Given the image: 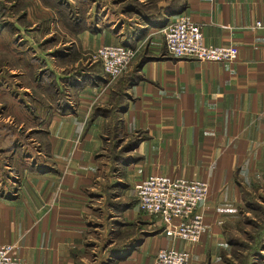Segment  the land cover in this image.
I'll return each instance as SVG.
<instances>
[{
	"label": "crops",
	"instance_id": "0c3cea01",
	"mask_svg": "<svg viewBox=\"0 0 264 264\" xmlns=\"http://www.w3.org/2000/svg\"><path fill=\"white\" fill-rule=\"evenodd\" d=\"M22 1L23 22L39 25L40 42L53 44L37 71L51 69L55 78H40V121L21 117L13 135L0 125V244L15 243L27 264H93L99 257L102 264H153L160 247L189 249V264H227L231 236L258 209L251 203L264 202V0H150L149 6L138 0L140 7L49 0L69 7L78 22L74 31L48 0ZM181 13L201 26L207 44L237 46V59L170 55L163 29ZM15 34L11 46L20 48ZM110 44L137 49L130 71L137 78L117 88L103 69L95 74L81 63ZM14 80L23 82L7 119L22 115V106L32 104L21 99L36 94L32 78ZM120 92L117 131L127 138L112 159L111 115L99 111L113 109L111 96ZM24 126L37 133L21 139ZM151 175L209 182L208 198L198 206L205 222L198 241L167 235L161 221L141 209L135 186ZM259 250L264 257V242Z\"/></svg>",
	"mask_w": 264,
	"mask_h": 264
},
{
	"label": "built area",
	"instance_id": "2783aa9c",
	"mask_svg": "<svg viewBox=\"0 0 264 264\" xmlns=\"http://www.w3.org/2000/svg\"><path fill=\"white\" fill-rule=\"evenodd\" d=\"M256 26H261L257 22ZM167 52L175 57H192L201 61H233L238 57L234 45L207 44L201 26L189 14L181 13L163 29ZM137 49L124 45H103L96 51L109 82L131 65ZM138 203L148 215L163 224L167 235L189 242L200 239L205 227L204 215L198 209L209 195V182L168 175H151L136 184ZM15 243L0 244V264H27L15 250ZM191 251L176 247H160L153 264H189Z\"/></svg>",
	"mask_w": 264,
	"mask_h": 264
},
{
	"label": "rangeland",
	"instance_id": "374dc122",
	"mask_svg": "<svg viewBox=\"0 0 264 264\" xmlns=\"http://www.w3.org/2000/svg\"><path fill=\"white\" fill-rule=\"evenodd\" d=\"M119 2L121 1H125V4H138V6L140 7L139 1L138 0H117ZM2 2V7H0V13L4 11V14L0 16V25H5L4 24L6 21H10L12 15H11V11H13V7L12 5H10L7 0H2L0 1ZM18 2V0H17ZM150 0H148L145 5L149 6L150 4ZM18 8L23 6V4L21 2H18ZM17 8V9H18ZM26 14V12L24 13ZM25 16V15H24ZM53 16L52 15H48V17ZM34 21H41V23H43L42 21L44 20L42 18V20L39 19V17H35V19H33ZM31 22H25L23 25L27 27L28 30L23 29L24 26H21V28L15 27V31H12L10 28L9 30L15 34V38H17V46L20 45V48L15 46H11V39L14 38V34H12L9 30H6L5 32L0 31V108L4 105V103L9 104L10 105V111H13L14 109V102L16 100L14 94V91L16 92L15 95L20 94L17 93L18 89V85H15V89L13 88V83L12 81H15L13 78H34L35 75L39 78H55L54 74L52 73L51 69H44L43 74L40 75V71H37L38 66L40 68V62L42 60V54H44V52L46 51V46L50 47L52 46V41L50 42H46L43 41L42 43L40 42L41 40V36L42 34L40 33L41 31L39 29H37V26H34L33 29H30L31 26ZM8 27V26H7ZM22 29V30H19ZM37 30V31H35ZM27 32H31L32 34H28ZM23 33V35H21V39L19 38V35ZM27 33V34H26ZM34 34V35H33ZM29 36V40H31V43L28 41H26V37L23 36ZM29 45L31 47H29ZM41 45V47H40ZM28 47V48H27ZM63 48V47H61ZM60 48V49H61ZM59 49V48H58ZM65 49V48H64ZM20 52H22V54L20 55ZM61 52V51H60ZM24 55L27 56H34L33 58H27L24 57ZM48 58H51L49 54ZM54 58H51V60H53ZM74 57L72 56L71 61L74 62ZM61 61V59H60ZM85 66H87L86 68H88L89 66H93L94 69V73L95 74H99L102 75V64L100 62V60L96 57V52H89L87 53L83 60H81ZM71 62V63H73ZM81 64V66L84 67V65ZM12 65H16L18 68H16V71L13 72L11 66ZM134 66V61L131 63V65L125 70V72L123 74H121L119 77H117L115 80L111 81V87L113 88H117V86L119 84H121V82L123 80H126L127 78H130V76H132L131 74V68H133ZM85 68V67H84ZM130 72V73H129ZM14 74H18V75H14ZM131 74V75H130ZM32 76V77H31ZM12 80V81H11ZM23 82V80H22ZM34 80L32 81V87L34 90V96L37 98L38 95L40 93H43V90H38V88L40 87L39 85H37L36 83H33ZM16 84V83H15ZM37 85V86H36ZM46 86L50 87V83L48 82V85L46 84ZM40 89V88H39ZM53 87L51 88L50 91V95L53 92ZM20 92V91H19ZM48 92V91H47ZM115 91H112V93ZM23 94V93H22ZM21 94V95H22ZM20 95V96H21ZM48 95V94H47ZM30 98L25 99V101L27 102H31V104L35 107L39 106L38 101L34 102L35 100L31 99V101H29ZM112 100L113 105L118 103V97L115 98V95L112 97L110 101ZM112 105V106H113ZM32 107V106H31ZM106 110L103 111L102 113L111 115V124L108 126L107 131V135H109V137L112 139V142L109 143L107 145V148L111 154L114 151V147L116 145L119 144V142L121 140H124L127 138L126 134L117 131V118H118V114L116 112V110H112V107L106 106ZM12 109V110H11ZM27 110V111H26ZM10 111H5V112H0V125L2 126L3 123H5V120H10L7 119L9 117ZM22 112L21 114H16L14 117V121L17 123H20L21 121V117H25L28 116L27 114H30V116H32L31 114H33V110L31 109V113L29 112L28 109H26L24 106H22V110H20ZM37 114H40V109L37 108L35 111ZM12 114V113H11ZM11 117V116H10ZM28 118V117H27ZM12 119V117H11ZM27 120V119H26ZM13 121V122H14ZM32 122L30 119L27 120L26 122ZM24 134V133H23ZM19 135H21V132H19ZM8 137V136H7ZM22 138V137H21ZM129 140L133 139L131 137H128ZM113 149V150H112ZM123 152V150H122ZM118 155L121 154L120 151L117 152ZM115 153H113L114 155ZM112 155V154H111ZM110 157L113 159V155ZM259 203V202H258ZM255 206L259 207L256 210H252L249 213V216H247V218H244L241 222V226L240 227V231L236 234V237L238 239V243L235 247H232V249H236L234 252V256L231 255L228 257L227 259V264H264V257H262V255H259L257 252V255L255 254L256 252V248L255 247H261V245L263 244V240H264V234L262 237H257L256 234L258 232V230L260 229V225L263 223V215H264V202H261L259 204H255ZM97 236V239L100 237V231L97 232L95 234ZM97 241V240H95ZM93 241V242H95ZM262 241V244H261ZM260 243V246H258V244ZM95 254L98 255V253H100V250L97 248H94ZM260 251V250H258ZM264 252V251H263ZM103 261V260H102ZM102 261L100 259V257L98 259H96V261L93 264H102Z\"/></svg>",
	"mask_w": 264,
	"mask_h": 264
},
{
	"label": "flooded vegetation",
	"instance_id": "af4514ba",
	"mask_svg": "<svg viewBox=\"0 0 264 264\" xmlns=\"http://www.w3.org/2000/svg\"><path fill=\"white\" fill-rule=\"evenodd\" d=\"M15 4H17V3H15ZM14 9H13V11H11V15H12V17L10 18L11 20L10 21H6L4 24H6L8 27H10V29L12 30V31H15V27H18V28H21L20 27V24L21 23H23V21H24V19L26 18V14H19L18 12H16V9H15V7L14 6H12ZM25 15V16H24ZM24 24V23H23ZM22 24V25H23ZM24 26V25H23ZM38 27V26H37ZM23 29H26V30H28L27 29V27L26 26H24L23 27ZM30 29H32V26H30ZM17 33V32H16ZM32 77V76H31ZM13 79H15V78H13ZM32 80H34V82L37 84V85H39V86H41V83H40V78L39 77H37L36 75H35V77L34 78H32ZM12 81V80H11ZM12 83H13V86L14 85H21L22 84V82H20V81H18V83L17 84H14V82L12 81ZM15 91H14V96H16L15 95ZM55 95V90H54V93H53V96ZM29 96H31V94H25V93H23V97H25V98H27V97H29ZM32 99H34L35 101L34 102H36V101H38V103H39V105H40V103H41V101L40 100H38L34 95L32 96ZM21 100H23V101H21L20 103L22 104V103H25V104H27V101H25L23 98L21 99ZM32 107H28V106H24L25 108L27 107V109L29 110L30 108L33 110V114H31L32 116H30V115H28L27 117H28V120L30 119L32 122H37V121H40V118H39V114H36V109H37V107H35V106H33V105H31ZM10 105L9 104H6V103H4V105L0 108V112H5V111H10ZM45 109V108H44ZM14 118H12V119H10V121H9V125L8 124H6V123H3L2 124V127L3 128H8V130H7V132L8 133H12L11 135H13V130H12V128L11 127H13V125L16 123L14 120H13ZM14 121V122H13ZM12 130V131H11ZM20 132H21V135H20V138L21 139H29V138H31L32 137V135L33 134H35V133H37V132H31L30 130H27L26 129V126H24L21 130H20ZM24 133V134H23Z\"/></svg>",
	"mask_w": 264,
	"mask_h": 264
},
{
	"label": "trees",
	"instance_id": "16d2710c",
	"mask_svg": "<svg viewBox=\"0 0 264 264\" xmlns=\"http://www.w3.org/2000/svg\"><path fill=\"white\" fill-rule=\"evenodd\" d=\"M0 1H2V0H0ZM49 1V0H48ZM19 2H21L23 5H24V3H23V1L22 0H20ZM48 3H50V5H52L53 6V8H55L60 14H61V18H63V20H64V24L70 29V30H76V26H77V24H78V22H76V23H74L73 22V19H71L69 16H68V11H69V7L67 6V5H64L63 3H60L59 2V4H58V2H56V3H54V4H52L50 1L48 2ZM2 2H0V7H2ZM14 6H15V9H16V12H18V11H20L21 10V8L23 7V6H21V7H19L18 8V4H14ZM18 8V9H17ZM174 9H176L175 11H177L178 9L176 8V6H174ZM4 14V11L3 12H1L0 13V16L1 15H3ZM24 23V22H23ZM0 27H7V26H5V25H0ZM130 78H137V76H135V74H133L132 76H130ZM123 92H120L117 96H118V103L113 107V109L112 110H118V108H119V105L122 103V99H123V97H124V95L122 94ZM100 113H102L103 111L102 110H100L99 111ZM133 141H135V142H137L136 141V139L134 140L133 139ZM253 204V205H252ZM255 204H257V202H254V203H251V207H257V206H255ZM257 208H259V207H257ZM263 234H264V222L260 225V229L258 230V232H257V234H256V236L257 237H262L263 236ZM231 242H232V245H233V247H235L236 245H237V243H238V239H237V237H236V235L234 236V235H232L231 236ZM261 244H262V241H261ZM258 246H260V243L258 244ZM256 249V255H257V252H259L258 250H259V247H255ZM236 250V249H235ZM235 250L234 249H232V255L234 256L235 254H234V252H235ZM235 257V256H234ZM230 258V257H229ZM228 259V258H227ZM263 263H264V261H263Z\"/></svg>",
	"mask_w": 264,
	"mask_h": 264
}]
</instances>
